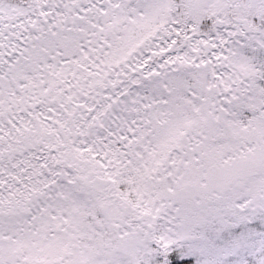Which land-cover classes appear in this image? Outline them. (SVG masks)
Returning a JSON list of instances; mask_svg holds the SVG:
<instances>
[{
	"label": "snow or ice",
	"instance_id": "6c2138e0",
	"mask_svg": "<svg viewBox=\"0 0 264 264\" xmlns=\"http://www.w3.org/2000/svg\"><path fill=\"white\" fill-rule=\"evenodd\" d=\"M0 264H264V0H0Z\"/></svg>",
	"mask_w": 264,
	"mask_h": 264
}]
</instances>
